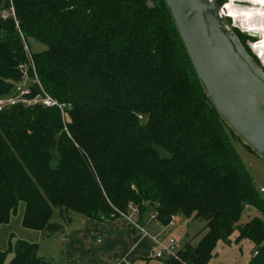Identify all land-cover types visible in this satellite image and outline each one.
<instances>
[{"label": "trees", "instance_id": "16d2710c", "mask_svg": "<svg viewBox=\"0 0 264 264\" xmlns=\"http://www.w3.org/2000/svg\"><path fill=\"white\" fill-rule=\"evenodd\" d=\"M12 2L14 19L0 18V96L20 80L24 42L33 40L45 47L31 53L37 78L69 121L41 107L0 113V228L20 202L22 227L46 235L61 229L50 222L54 209L66 222L69 212L111 222L132 204L163 226L178 216L205 223L196 243L162 264H208L217 242L229 245L233 233L235 243L254 244L248 264H264V220L237 225L249 208L264 215V201L163 1ZM233 31L264 72L245 35ZM37 251L16 240L0 250V264H48Z\"/></svg>", "mask_w": 264, "mask_h": 264}, {"label": "water", "instance_id": "95a60500", "mask_svg": "<svg viewBox=\"0 0 264 264\" xmlns=\"http://www.w3.org/2000/svg\"><path fill=\"white\" fill-rule=\"evenodd\" d=\"M162 1L206 99L239 142L264 161L263 70L216 0Z\"/></svg>", "mask_w": 264, "mask_h": 264}, {"label": "crops", "instance_id": "0c3cea01", "mask_svg": "<svg viewBox=\"0 0 264 264\" xmlns=\"http://www.w3.org/2000/svg\"><path fill=\"white\" fill-rule=\"evenodd\" d=\"M152 213L148 211L142 216L133 217V223L125 218L99 222L75 215L71 220L67 215L69 219L67 224L71 221L77 224L68 236L62 233L63 243L66 244L64 256L67 263L77 264L76 259L79 256H83L79 264H112L123 258L124 264L128 263L127 259L131 264H136L137 260L148 261L147 258L153 257V253L157 250V243H165L167 240L164 237L173 232L166 233L171 227L163 229L157 221L150 219ZM178 224L180 221L176 219L174 227ZM236 237L237 233L229 237V245L222 241L217 242L208 264H248L254 255V244L248 240L235 243ZM198 240L191 242L196 243ZM81 241V251H78L77 245Z\"/></svg>", "mask_w": 264, "mask_h": 264}, {"label": "rangeland", "instance_id": "374dc122", "mask_svg": "<svg viewBox=\"0 0 264 264\" xmlns=\"http://www.w3.org/2000/svg\"><path fill=\"white\" fill-rule=\"evenodd\" d=\"M6 3V0H0V11L4 7ZM226 2H224L221 6V10L225 7ZM244 6V4H242ZM245 6H249L246 5ZM231 25H234L232 20H229ZM236 31H238L240 34H244L242 30L238 29L234 25V28ZM245 37L243 40L245 41V46L251 51L253 55H257L254 53L252 46L258 45L260 43V37L258 35L256 37L258 38H252L250 35L254 34H244ZM27 45L29 48L30 53H38L43 50H45V47L39 43L34 42L33 40H28ZM259 61V60H258ZM260 63V62H259ZM263 65V64H262ZM264 66V65H263ZM62 119V118H61ZM69 120L67 118L63 125L65 126L66 123H68ZM65 130V129H64ZM63 130V131H64ZM65 133H67L65 131ZM231 145L233 147L234 152L239 157L243 167L249 174L255 189L259 192L260 189H264V161L258 158L255 154H253L251 151H249L247 148H245L239 141L231 138ZM159 154L161 156H166L165 152L162 150H159ZM260 198L264 201V193H259ZM23 211H24V204L20 202L16 208L15 213L11 216V219L9 221V224L6 226H3L0 228V250L1 251H8L10 249V245H12L16 240H21L24 242H27L29 244H36L38 245V257L47 262L48 264H68L67 260L64 256V245L63 243V235L68 236L69 232L72 230V228L77 224L76 222H72L67 224L66 221H64L63 217L61 216L58 209H54L52 216H51V223L61 226V229L59 232H56L51 235L41 234L39 232H32L29 230H26L22 227V217H23ZM69 218L72 220L74 215L76 217H82L79 214L69 212L67 214ZM252 218H260L264 220V215L259 213L254 208H249L246 210L243 215L241 216L238 226L244 225L246 222H248ZM177 219L180 221V224L176 225L174 228L168 229L166 233L169 231L171 232V235L169 234L167 237H164L169 239L170 236L174 238L176 241V244L179 246L180 250L189 242L195 241L200 238V231L203 229L205 223L200 220H196L193 218L186 219L184 217L178 216ZM82 241L78 243L77 249L78 251H81ZM12 254L11 252L8 253L7 261L8 262L11 258ZM81 257L76 259V263H81ZM148 261L145 260H137L135 261L136 264H162V262L165 261V259H155L154 257L149 256ZM123 260H118L112 262V264H124ZM127 264H131L130 260L127 259ZM73 264V263H72Z\"/></svg>", "mask_w": 264, "mask_h": 264}, {"label": "built area", "instance_id": "2783aa9c", "mask_svg": "<svg viewBox=\"0 0 264 264\" xmlns=\"http://www.w3.org/2000/svg\"><path fill=\"white\" fill-rule=\"evenodd\" d=\"M6 8L0 11V18L7 20L9 18L14 19V10L12 0H6ZM24 49L26 51L27 61L24 64L18 66L21 78L18 82L12 83V91L7 95L0 96V113L5 112L14 107H21L30 109L34 107H41L45 109H56L63 121L67 118V107L64 104L59 103L57 100L49 96L43 87L41 86L33 65L31 53L28 45L24 42ZM260 193H264V189L259 190ZM139 212L136 207L129 204L127 207V214L121 215V218L127 219L132 222L133 217H138ZM150 219L156 221V213H152ZM176 217H172L166 226H162L163 229L172 228L176 224ZM139 228V226H137ZM142 232V229L139 228ZM179 246L173 238L167 239L165 243H157V250L153 253L155 259H174L178 260Z\"/></svg>", "mask_w": 264, "mask_h": 264}, {"label": "bare ground", "instance_id": "6f19581e", "mask_svg": "<svg viewBox=\"0 0 264 264\" xmlns=\"http://www.w3.org/2000/svg\"><path fill=\"white\" fill-rule=\"evenodd\" d=\"M225 1L222 15L228 20H232L233 24L244 34H254L260 37V43L252 46V49L258 60L264 65V0ZM245 4L251 6H245Z\"/></svg>", "mask_w": 264, "mask_h": 264}, {"label": "flooded vegetation", "instance_id": "af4514ba", "mask_svg": "<svg viewBox=\"0 0 264 264\" xmlns=\"http://www.w3.org/2000/svg\"><path fill=\"white\" fill-rule=\"evenodd\" d=\"M247 5L251 6L250 4H247Z\"/></svg>", "mask_w": 264, "mask_h": 264}]
</instances>
